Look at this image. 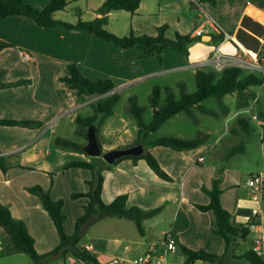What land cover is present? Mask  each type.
I'll use <instances>...</instances> for the list:
<instances>
[{
	"label": "crops",
	"instance_id": "crops-1",
	"mask_svg": "<svg viewBox=\"0 0 264 264\" xmlns=\"http://www.w3.org/2000/svg\"><path fill=\"white\" fill-rule=\"evenodd\" d=\"M26 1L40 9L48 2V0ZM85 1L92 7V16L89 20L99 16L97 9L104 0ZM59 11L62 10L54 12L53 17L66 21L57 17ZM201 11L215 19L231 35V39L221 42L220 35L210 32L205 35L213 34L214 38L210 37L209 41L200 39L193 42L188 48L187 55L166 48L160 60L154 55L143 56L140 48L122 49L88 32L67 30L60 26L43 27L37 25L31 18L20 15L0 17V43L3 44V47H0V83L28 81L16 86H0V118L39 122L35 127L0 125V153L10 164V168L5 173L0 170V202L9 208L15 219L23 221L34 238V246L38 253H47L55 248L59 237L52 220L42 207L40 197L29 192L28 188L39 185L48 191L51 198L64 199L62 210L64 213L68 212L70 228L74 230L75 220L82 214L85 198L72 199L70 194L87 192L89 187L86 180L91 178L88 169H64L68 161L89 160L91 156L84 151L79 152L59 146L54 141L57 137L67 139L64 133L57 131L64 115L70 114L71 122H75L76 116L87 117L89 115L82 116L78 112L87 107L91 108L89 104L100 97L78 96L75 90L69 89L59 79L67 73V64L76 63L82 73L93 78H110L114 88L108 94H119L150 78L189 73L195 82L197 70L220 71L221 69L213 66H197L199 61L211 57L216 48L222 55H237L240 50L253 57L264 53V0H214V3L199 0H140L135 12L127 11L122 15L125 17L124 23L128 25L129 33L137 36H155L157 27L166 25L165 36L174 38L177 33L191 35ZM76 13L79 16L77 21L81 19L79 7ZM113 13L114 10L107 14V24L112 17H116ZM128 32L119 36L128 35ZM25 53L30 57L26 58ZM155 86L161 88L159 85ZM167 86L165 82L162 83V88ZM252 86L240 93L233 92L239 97L238 102L235 97L230 104L226 102V96L220 100L215 99L217 109L212 110L215 111V116L221 114L227 123V129L218 133L210 143H205L208 135L206 133L201 135L202 142L190 149L174 150L161 145L143 144L144 149L157 159L170 179L160 178L142 158L134 160L123 157L110 167L102 169L103 184L100 197L103 202L109 203L115 196L125 193L127 207L138 206L149 209L161 206V211L143 221L145 228L143 236L139 235L137 230V234H133L130 224L126 222L128 219L125 218L107 216L92 223L109 227L103 228L100 232L95 231L92 236L94 240L80 243L96 254L98 264H112L110 258L119 255L135 257L151 247L159 252L162 248L161 239L166 232L178 242L193 249L195 248L191 245L192 241L204 240L206 233H212V228L216 224L214 214L212 211H199L195 207V204L209 202V197L203 189L211 188L213 179L217 177L216 168L206 164L205 158L217 149L228 133L233 137L230 141L232 145L223 150L221 158L225 160L235 155L227 156L231 148L237 145L235 139L241 138L242 132L248 134L251 129L250 119L256 124L261 123V118L264 117V83L257 85V90L252 89ZM242 96L246 98L252 96V98L244 103L240 100ZM191 111L194 123L202 122L199 115L204 113L196 107H192ZM181 113L173 115L165 122L173 117H179ZM184 114L191 120L190 116ZM114 115L115 113L95 125L96 137L102 151L137 144L135 143L136 123L135 137H132L128 130L127 119L124 117L114 119L112 118ZM239 118L247 119V123H243L245 129L239 127ZM205 125L209 129L213 127V131L218 130L208 121ZM262 127L264 129V124ZM232 128L236 129V132H233ZM154 132L147 135L145 142L161 138H150ZM185 132L182 128L175 134L163 137L190 139L186 137ZM76 133L83 137L78 133V128ZM241 142L243 148L240 152L244 153L245 139L240 140L238 144ZM259 142L264 143V135ZM85 143L86 141L80 144ZM223 172L219 181L221 205L231 213L232 223H244L250 217L252 207L257 203L250 198L249 190L244 184L246 179L241 181L239 177L234 178V171L229 168H224ZM231 176L233 177L230 179ZM262 221L264 225V216ZM64 227L67 228V223H64ZM154 228H160L159 236L155 239ZM126 241L129 243H123ZM220 250L217 254L223 252L224 241ZM184 259L185 257L176 250L175 253L165 256L164 263L183 264ZM231 261L228 263H233ZM198 262L210 263L196 260L193 264ZM47 264L83 263L72 257L65 259L55 257Z\"/></svg>",
	"mask_w": 264,
	"mask_h": 264
},
{
	"label": "trees",
	"instance_id": "trees-1",
	"mask_svg": "<svg viewBox=\"0 0 264 264\" xmlns=\"http://www.w3.org/2000/svg\"><path fill=\"white\" fill-rule=\"evenodd\" d=\"M199 1L214 3V0ZM139 3L140 0H104L97 9L99 16L91 20L78 19L75 23H71L53 17L54 12L65 8L68 0H48L42 9L28 3L26 0H0V17L20 15L31 18L39 26H60L67 30L88 32L100 39L112 42L115 46L122 49L140 48L143 56L154 55L158 60L161 59V54L166 48L181 51L187 55L189 46L194 41L201 39V37H193L189 34L179 33L174 38H167L165 36L166 25L157 27V34L155 36H137L132 33L119 36L105 28L108 22L107 14L110 11L125 10L133 13L138 8ZM210 37L214 38V35L210 34ZM0 47H3L2 43H0ZM244 71L245 69L232 65L226 66L220 71L212 69L197 70L195 74L196 89L194 92H186L185 86L180 84V95L178 98H175L170 88L165 87L163 88L165 92L164 102L161 105H159V96L162 89L155 86L149 96V103L152 107V119L148 123L143 121L144 110L137 103L136 96H129L128 111L134 118L137 126L135 143H142L145 146L161 145L174 150L190 149L198 146L202 142L201 136L193 139L169 136L147 142H145V139L150 132L156 131L167 119L177 113L184 112L192 116V107H196L202 113L215 116L216 113L214 110L202 105V102L206 99L215 98L220 100L230 93H240L252 85H261L264 83V78L261 73H258V75L254 73L243 75ZM59 79L69 89L75 90L78 96H100L89 104L92 108L91 115L87 117H75L80 135L86 137L85 133L89 125H97L114 113L115 105L120 97L118 93L108 94L114 88V83L110 78H93L82 73L76 63L70 62L67 64V73ZM26 82L28 81L18 80L12 83H0V86H16ZM244 122L247 123V119H238L239 127L242 129H245ZM0 125L35 127L39 125V122L0 118ZM232 131L236 132V129L232 128ZM54 141L57 145L64 148L83 152V145L75 141L58 137ZM242 148L243 143L241 142L231 148L227 156L240 152ZM123 157H130L134 160L142 158L156 175L162 179H170L168 174L159 165L157 159L147 149H144L138 156ZM121 158H118L112 164H115ZM112 164H108L101 157H90L89 160L68 161L64 165V169L85 168L91 172V178L86 180L89 187L88 191L73 192L70 194L72 199L79 197L85 198V204L82 206V214L76 218L74 230L71 234L65 232L64 223L66 216L62 210L64 200L62 198H51L48 191L42 189L39 185L28 188L29 192L40 197L42 207L52 220L59 237V242L56 247L47 253H38L36 251L34 238L28 232L23 221L15 219L11 215L9 208L0 202V230L6 236L9 245L8 251L25 253L35 264H47L55 257H62L64 259L72 257L83 264H98L96 254L81 246L80 238L86 226L107 216L125 218L133 221L137 232L143 236L145 234L143 221L158 214L161 211V206L149 209H143L138 206L127 207V195L125 193L115 196L109 203L103 202L100 197L103 184L101 171L103 168L110 167ZM9 168L10 164H8L6 157L0 153V170L5 173ZM219 181L220 179L216 177L212 181L211 188L203 189L209 197V202L206 204H195V207L202 212L212 211L216 223L215 227L212 228V233L223 239L224 250L221 254H216L204 249H193L176 240L178 253L185 257L183 264H193L196 260L217 264H223L225 260L229 262L232 260L233 263L231 264H264V255L261 257L257 256L250 248V223L248 220L240 224L232 223L231 213L221 205ZM238 239L244 240L246 247L241 254L236 255L234 253V245ZM0 253H3V250Z\"/></svg>",
	"mask_w": 264,
	"mask_h": 264
},
{
	"label": "rangeland",
	"instance_id": "rangeland-1",
	"mask_svg": "<svg viewBox=\"0 0 264 264\" xmlns=\"http://www.w3.org/2000/svg\"><path fill=\"white\" fill-rule=\"evenodd\" d=\"M78 7L81 9L80 18L83 20H89L90 17L92 16V12H91L92 7L90 6L89 2L87 3L85 0H70L67 7L64 10L59 11L57 13V17L60 19H64L66 21L75 22L77 17H79L78 14L76 13V9ZM114 12L115 13L113 14H115L114 16L116 17H112L110 22L105 26V28L108 31L112 33H116L118 35L122 33H127L128 25L127 26L125 25L124 23L125 17L124 15H122V14H126L127 11L114 10ZM248 73H254L258 75L259 72L257 73L256 71L245 70L243 72V75H246ZM163 82H165V84L168 85L167 87L170 88L175 98H178L180 95V85H179L180 83L184 84L185 91L188 93H192L196 89L193 76H191L189 73H183L180 75L171 74L168 75L167 77L165 76L160 78H150L140 84L133 85L128 89L121 91L119 93L120 99L115 105V112H114L115 115L112 118L114 119H118L120 117L126 118L128 124V130L132 135V137H135L136 126H135L134 118L131 116V114L128 111V105H129L127 100L128 95L137 96V103L140 106H142L144 110L143 121L145 123H148L152 119V107L149 103V96L151 95L152 89L154 88L155 85L161 86L162 91L159 96V105H161L164 102V97H165V92L164 89L162 88ZM252 89L257 90L258 86L253 85ZM236 96H237L236 93H230L226 95V102L229 104L232 103V101H234V97L235 100L237 101V98L239 97ZM251 98L252 96L247 98L246 96H242L240 100L244 101L245 103L246 100H250ZM214 102H215V98H210L205 100L202 103V105L205 106L206 108L217 109V105ZM78 113H80V115L82 116L90 115L92 113V110L91 108L87 107L86 109H83V111ZM70 116H71L70 114L64 115L63 119L59 123L57 130L58 133L60 132L64 133L67 139L71 141H75L77 143L85 142L86 137L84 136L81 137L76 133V128L78 127L75 124V122L70 121ZM190 118L193 122L184 113H181L179 117H173L169 121L165 122L158 131L150 135V138L153 139L157 137H163L166 135L175 134L176 131L183 128L186 131L185 132L186 137L190 139L208 133L207 138L205 139V143H210V141H213L215 139V136L218 133L227 129V123H225V120L224 118L221 117V114L218 116H212L210 114H205V113L200 114L199 118L201 119L202 122H198V123H194V118H192V116H190ZM261 119H262L261 123L258 124H256L255 121H252L250 119L251 129L248 131V134L242 132L241 138L236 137L237 138L235 139L236 144H238L240 140L245 139L246 151L244 153L236 152L235 155L225 160L221 158L223 155L222 154L223 150H225V148L227 149L228 147H230V145H232L230 141L233 137L231 136L230 133H228V135H226L222 139L217 149L213 150L206 156L205 163L210 164L211 166H214L216 168L215 175H217L218 179L222 178V175L224 173L223 172L224 168H229L230 170L234 171V178L239 177L241 181H244L250 174L264 171V143L259 142V140H261L264 135V129L262 127V124H264V117H262ZM207 121L208 123H212L214 125V128L218 129L217 132L213 131L214 130L213 127H211V129L207 128V126L205 125V122ZM230 123L228 124L230 125ZM115 127H118V125H115ZM134 128L135 130H133ZM207 129L209 130L208 132ZM232 177L233 176H231L230 179ZM65 213L64 214L66 216L68 212ZM68 217L69 214L68 216H66L67 220L65 219V223H67V228H65V232L67 234H71L73 233V228H70L71 223H70V218ZM126 222L130 224L129 226L133 234H137L134 223L129 219L126 220ZM99 224L100 223H96L94 225L90 224L85 227V230L82 232L80 238L81 244L84 242L87 243V241L94 240L92 239V236L95 231L98 230L97 232H100V230H103V228H109L107 226L99 225ZM159 229L160 228H154L155 230V233L153 235L154 239L158 238ZM106 234L108 235L109 233ZM129 239H131V237H129ZM123 243H129V242L126 241ZM191 243H192L191 244L192 247H194L195 249H204L208 252L217 254L218 252L221 251L220 248L223 245V240L221 239V237L208 232L204 235V240L192 241ZM245 247H246V242L242 239H238L236 244L234 245V253L236 255L241 254ZM8 248L9 245L6 240V236L3 233V231L0 230V251L3 250V253H0V264H35L34 261L27 254L21 252L20 253L10 252L8 251ZM197 264H202V263L198 262ZM203 264H213V263L210 262ZM223 264H230V263H228V261L225 260Z\"/></svg>",
	"mask_w": 264,
	"mask_h": 264
},
{
	"label": "built area",
	"instance_id": "built-area-1",
	"mask_svg": "<svg viewBox=\"0 0 264 264\" xmlns=\"http://www.w3.org/2000/svg\"><path fill=\"white\" fill-rule=\"evenodd\" d=\"M210 32L220 35L221 42L231 39V35L215 19L206 12L201 11L198 20L194 24L191 36L202 37ZM24 56L26 58L30 57L27 53ZM230 65L257 71L264 78V53L253 57L240 50L237 55H222L218 48H216L211 57L197 63V66L200 67L213 66L216 69H222ZM244 184L249 190L252 201L257 203L255 207H252L250 217L248 218V222L250 223V248L255 255L261 257L264 255V225L262 221V217L264 216V171L251 174L246 178ZM161 247V251L159 252L154 247H151L145 253L131 258L120 255L114 256L111 258V262L112 264H165V256L173 254L177 250L176 240L170 233L166 232L163 235Z\"/></svg>",
	"mask_w": 264,
	"mask_h": 264
},
{
	"label": "water",
	"instance_id": "water-1",
	"mask_svg": "<svg viewBox=\"0 0 264 264\" xmlns=\"http://www.w3.org/2000/svg\"><path fill=\"white\" fill-rule=\"evenodd\" d=\"M201 39L203 41H209L210 36L203 35ZM95 131H96V127L94 124H91L87 127V130L85 133L86 143L82 146V150L88 156L101 157L108 164H112L115 160L123 156H138L144 150L143 144L137 143L129 147L113 148L108 151L102 152V149L98 143Z\"/></svg>",
	"mask_w": 264,
	"mask_h": 264
}]
</instances>
